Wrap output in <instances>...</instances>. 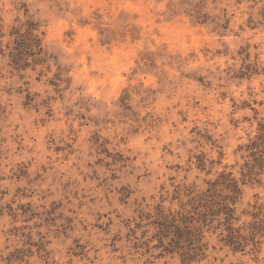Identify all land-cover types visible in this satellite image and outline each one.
<instances>
[{"label":"clouds","instance_id":"clouds-1","mask_svg":"<svg viewBox=\"0 0 264 264\" xmlns=\"http://www.w3.org/2000/svg\"><path fill=\"white\" fill-rule=\"evenodd\" d=\"M28 6L36 24L33 34L44 49L41 55L48 56L35 70L25 69L23 80L10 71L6 59L0 60L5 65L0 75V106L5 109L0 114V264H9L10 254L21 247L13 234L23 227L18 206L47 208L69 178L82 181L78 169L92 159L86 144L92 135L108 139L133 161L135 171L125 177L133 199L138 191L142 203L163 201L174 210L179 205L170 201L176 187L197 175L192 157L200 152L199 137L191 130L198 127L219 140L229 154L226 162H231L233 149L247 141V133L254 134V110L257 119L264 118V0H28ZM0 7L10 21L15 14L11 3ZM97 10L100 27L137 26L138 35L124 29L123 36L101 49L103 37L92 16ZM79 17L92 21L91 43L62 35ZM243 46L251 54L246 60L238 55ZM113 49L119 53L115 59L108 54ZM144 53L153 54L154 68L147 67ZM242 63H255L259 71L234 78ZM21 86L28 89L23 95L17 93ZM29 94L33 100L25 107L21 101L27 102ZM66 146L69 152L63 155L55 151ZM210 155L215 158L216 152ZM22 164L26 175L18 179ZM42 164L49 170H42ZM175 164L186 170L187 180L185 172L171 170ZM18 189L28 195L22 197ZM257 192L264 197V191ZM79 235L70 234L64 243L52 238L46 257L33 249L23 264H68L71 237ZM90 239L88 258L75 259V264H124L120 253L104 247L95 234ZM225 252H209L204 264H219L212 257ZM240 260L264 264V246L254 254L229 253L223 264ZM127 264H132L130 258ZM170 264H180L179 257Z\"/></svg>","mask_w":264,"mask_h":264},{"label":"rangeland","instance_id":"rangeland-1","mask_svg":"<svg viewBox=\"0 0 264 264\" xmlns=\"http://www.w3.org/2000/svg\"><path fill=\"white\" fill-rule=\"evenodd\" d=\"M6 2L11 3V11L15 14L10 21H6L4 10L0 7V60L6 59L10 71L19 73V78L23 80L25 69L31 66L35 70V65L43 63L48 54L41 55L44 49L40 48V40L33 34L36 24L29 13L28 0H0V5ZM92 16L97 21L94 27L99 28L103 37L99 41L101 49L115 41L118 35L123 36L124 29H128L134 38L138 35L137 26L128 28V25H121L118 29L111 26L100 27L103 21L99 11L93 12ZM75 23L73 27L70 21L62 35L91 43L93 37L89 35L88 25L92 21L79 17ZM227 26L228 22L225 21L223 27L226 29ZM108 54L113 59L119 55L115 49ZM239 54H243L245 60L251 55L247 46L241 47ZM142 59L146 60L148 68L156 66L153 54L144 53ZM4 66L0 64V75ZM258 71L257 64L242 63L233 77L243 78ZM36 79L39 81L40 75ZM27 83L25 80V84ZM27 91L23 86L17 89L20 95ZM35 95L39 96V93ZM32 100L33 96L29 94L27 102L22 100L21 103L28 107ZM4 111L0 106V114ZM47 114L52 115L51 111ZM178 115H181L182 120L187 119L183 112ZM258 116V111L254 110L251 118L256 119L254 134L247 133V141L233 149L231 162H226L229 154L225 151L224 144L208 132L200 131L198 127L191 130L199 137L197 145L200 152L194 153L192 157L197 175L191 183L182 181L176 187L170 201L179 205L174 210L166 208L163 201L142 203L143 198L139 197L138 191L137 198L133 199L132 189L125 179L135 171L133 161L108 139L92 135L86 140L87 155L92 159L84 161L78 169L83 177L82 181L69 178L62 184L60 196L50 201L47 208L43 204L36 206L32 203L18 206L16 215L23 221V227L14 229L13 234L19 236L21 247L10 254L9 264H12L13 258L16 264H23L25 256L31 254L33 249L46 257V245L52 238L64 243L70 234L77 231L81 235L72 236V244L67 248L70 257L68 264H75V259L88 258V252L92 250L88 245L92 243L90 238L94 234L112 253H120L118 258L123 259L124 264H127L129 258L132 264H136L141 257H144L143 264H155L156 260L162 261V264H170L176 257H179L180 264H204L209 252L227 249L224 257H212L213 261L218 260L219 264H223L229 253H240L242 256L258 253L261 246H264V197L257 192V189L264 191V118L257 119ZM243 119L250 123V118ZM150 123L155 124V121ZM180 144H184V141H180ZM55 151L63 155L69 152V148L57 147ZM213 151L216 152L215 158L210 155ZM49 167L40 165L44 171L49 170ZM171 170L177 174L185 172L184 180H187L186 170L179 164H175ZM24 175L26 167L22 164L18 166L17 178ZM143 179L147 180L148 177ZM17 191L22 197L28 195L22 189ZM129 210L133 214L125 215ZM88 216H91L90 220ZM173 218L180 227L194 231L189 250L186 248L188 242L183 240L177 247L169 245L170 233L164 227L161 228V223ZM181 218H185V221L182 222ZM33 234L36 239H33ZM183 252L192 257L188 259ZM252 259L256 260L258 257L252 255ZM230 264L245 262L240 260Z\"/></svg>","mask_w":264,"mask_h":264},{"label":"trees","instance_id":"trees-1","mask_svg":"<svg viewBox=\"0 0 264 264\" xmlns=\"http://www.w3.org/2000/svg\"><path fill=\"white\" fill-rule=\"evenodd\" d=\"M185 218H181L182 222H184ZM163 226H161V228H165L164 230H167V232L170 233L171 239L169 241V245H171L172 247H177L180 242L186 241L188 242V245H186L187 250H189V245L192 242L193 239V233L194 232L192 229L187 228L185 230V227H180L179 225L176 224V219H170V221L166 222V223H161ZM173 248H171L170 251H172ZM183 254L185 255V257H187L188 259L190 257H192L191 255L187 254V252H183ZM188 255V256H187Z\"/></svg>","mask_w":264,"mask_h":264}]
</instances>
